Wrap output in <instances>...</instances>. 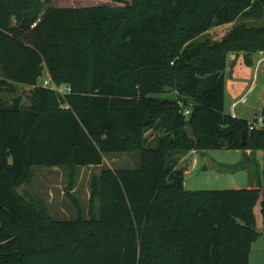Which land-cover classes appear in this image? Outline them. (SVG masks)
<instances>
[{"label":"trees","instance_id":"trees-1","mask_svg":"<svg viewBox=\"0 0 264 264\" xmlns=\"http://www.w3.org/2000/svg\"><path fill=\"white\" fill-rule=\"evenodd\" d=\"M48 3L0 0V65L32 87L28 107L0 96V264H249L264 164L261 188L203 191L186 190L176 165L192 149L264 152V127L225 112L229 54L264 50V25L245 21L264 16V0L53 10L51 28ZM43 64L53 86H37ZM169 90L178 97H156ZM132 151L139 168L92 178L88 217L58 220L29 191L36 166L74 177Z\"/></svg>","mask_w":264,"mask_h":264},{"label":"rangeland","instance_id":"rangeland-1","mask_svg":"<svg viewBox=\"0 0 264 264\" xmlns=\"http://www.w3.org/2000/svg\"><path fill=\"white\" fill-rule=\"evenodd\" d=\"M42 15L50 13L48 27L57 19L53 10H65L71 8H92L98 6L123 7L133 0H48ZM260 5H263L260 4ZM17 19H14L16 22ZM40 20L38 19L37 22ZM249 26L261 27L264 25V16L254 19H245ZM233 22L224 27L213 28L214 37H222L234 26ZM30 48L31 45L26 43ZM259 52L264 53V50ZM42 75L37 86H43L45 80L49 79V73L45 64L41 66ZM264 71V67L260 69ZM5 65H0V96L9 105L18 99L20 107H28L32 104V87L11 83L7 78ZM256 75V71H254ZM254 81L258 86L240 103L236 112L247 117H257L260 109L264 107V77L257 72ZM250 83V81H249ZM55 87V86H54ZM66 91L65 86L59 88ZM156 97L165 99L178 97L174 90L166 94H157ZM231 102L226 97V112ZM255 114H254V113ZM258 118V117H257ZM240 149L218 148L206 151L190 150L188 153L180 154L177 158L176 169L183 171L184 185L186 190H233L246 189L249 187L259 188L263 184L264 152L262 150L247 151ZM141 164V157L138 151L112 153L104 157L99 166L76 167L74 177H70V169L67 166H36L32 168L33 181L29 185V191L36 197L41 198L48 206L50 213L58 220H73L81 213L89 216L93 177L100 178L104 170L116 169H137ZM173 165V164H172ZM258 185V186H257ZM98 206V204H97ZM96 212L98 210L96 208ZM256 227L260 231L258 239L252 244L249 257V264H264V230L260 204L255 207Z\"/></svg>","mask_w":264,"mask_h":264},{"label":"crops","instance_id":"crops-1","mask_svg":"<svg viewBox=\"0 0 264 264\" xmlns=\"http://www.w3.org/2000/svg\"><path fill=\"white\" fill-rule=\"evenodd\" d=\"M224 26L226 25L216 27L215 30L217 28ZM262 58H263V53L261 52H256L250 55H248L245 52H234L229 54L227 60V68L225 72L226 75L225 112H226V97H228L231 104H230V108H227L228 110L226 113L240 118L248 119L250 121L255 120V118L261 115V112L264 107L260 109V113L257 115V117H253V116L247 117L244 115H239L235 110L236 108H238L240 103L245 102L246 98L250 97V94L258 86V82L254 81L253 78V77L256 78L257 72L262 73L264 77V71L261 72L260 70L261 68L264 67V60L261 62L260 66L258 67V62ZM254 71H256V75H254ZM234 103H237L235 107H233Z\"/></svg>","mask_w":264,"mask_h":264},{"label":"built area","instance_id":"built-area-1","mask_svg":"<svg viewBox=\"0 0 264 264\" xmlns=\"http://www.w3.org/2000/svg\"><path fill=\"white\" fill-rule=\"evenodd\" d=\"M263 60H264V53H263V58L258 62V67L260 66V64H261V62ZM258 67H257V69H258ZM43 84H44V86H53L50 78L47 79V80H45ZM53 88H55L59 92H62V90L59 89L60 88L59 86L58 87L55 86ZM236 105H237V103H234L233 104V107H235ZM189 113H190V110L189 109H186L184 111V114L186 116H188ZM249 127H250V130L263 128L264 127V115H260L257 119L251 120L250 123H249Z\"/></svg>","mask_w":264,"mask_h":264},{"label":"water","instance_id":"water-1","mask_svg":"<svg viewBox=\"0 0 264 264\" xmlns=\"http://www.w3.org/2000/svg\"><path fill=\"white\" fill-rule=\"evenodd\" d=\"M245 136H246V134H245V132H244V138H243V141H242L243 144H245V142H246V137H245Z\"/></svg>","mask_w":264,"mask_h":264}]
</instances>
